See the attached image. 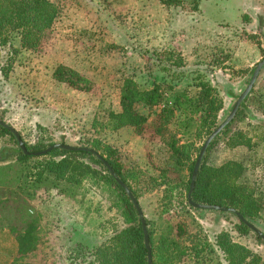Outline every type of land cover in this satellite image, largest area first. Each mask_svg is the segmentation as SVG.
<instances>
[{"label":"rangeland","instance_id":"obj_1","mask_svg":"<svg viewBox=\"0 0 264 264\" xmlns=\"http://www.w3.org/2000/svg\"><path fill=\"white\" fill-rule=\"evenodd\" d=\"M50 1L58 6L59 16L40 51L22 52L7 76L0 73V121L28 146L64 143L77 147L98 137L116 150L124 173L137 165L151 177L158 175L149 157L157 155V147L143 142L132 128L91 130L94 121L106 123L108 111L120 110L125 79L132 78L141 90L158 83L170 101L187 84L173 82L178 73L188 76V81L198 74L222 99L220 125L256 64L264 59V0H200L196 11L189 0L182 7H167L156 0ZM58 65L80 72L94 83L93 90L82 93L53 80ZM263 101L264 66L241 115L206 153L208 166H219L242 152L228 148L232 133L244 130L247 123L264 127L263 119L253 114ZM159 110L136 105L138 113L151 117ZM180 119L177 112L172 130ZM200 143L197 140L196 146ZM3 145L13 146L14 141L0 131V148ZM7 165L14 167L0 186V201L4 200L0 205V264L15 259L16 236L24 232L26 222L37 225L38 251L29 262L38 264H88L92 257L86 248L98 246L125 227L110 206L107 191L83 183L74 198L58 196L37 187L13 162L0 163V167ZM256 168L243 177L263 198L254 227L264 235V164ZM159 200L156 189L139 198L138 205L150 225L164 221L182 224L189 234L206 237L212 246L226 232L264 262V243L252 232L242 235L236 216L195 212L176 197L171 210L160 215ZM214 251L211 261L224 264L222 253L216 247Z\"/></svg>","mask_w":264,"mask_h":264},{"label":"trees","instance_id":"obj_2","mask_svg":"<svg viewBox=\"0 0 264 264\" xmlns=\"http://www.w3.org/2000/svg\"><path fill=\"white\" fill-rule=\"evenodd\" d=\"M156 1L167 7H182L185 3V0ZM199 2L200 0H189L192 11L198 9ZM58 16L59 8L50 0H0L2 75L9 74L22 52L40 51ZM187 77L179 73L174 77V83L187 81V84L182 90L174 92L170 101L166 99L158 83L151 89L141 90L132 78H127L120 90V110L108 111L105 124L94 121L91 125V130L106 129L110 132L130 127L143 142L156 146L157 155L149 156L158 173L156 177L149 176L137 165L124 173L116 150L102 143L98 137L90 143L83 142L77 146L99 153L128 187L136 201L150 189H156L160 195L158 203L160 215L171 210L174 197L179 198L181 203L183 201L191 210L200 211L188 205L187 193L200 149L205 139L219 126L218 114L223 107L217 90L205 78L197 74L194 79L188 81ZM52 78L82 93H90L94 88L92 81L65 65H58L53 71ZM170 87L169 85L168 90L172 92ZM249 94L239 106L232 121L212 139L206 149L196 175L191 200L195 204L234 209L247 222L254 225L262 211L263 198L258 189L248 184L243 176L264 164V127L245 124L244 130H248L247 132L240 130L227 138L229 149L242 147V152L235 159L227 160L219 166L210 167L206 164V153L214 145L215 139L225 134L239 118ZM136 105L148 109L160 107V110L151 117L149 114L138 113ZM259 106L264 115V101ZM177 112L181 119L172 130L171 125L176 119ZM0 131L8 134L14 141L13 146L3 145L0 148V163L13 162L33 178L37 187L52 190L56 195L68 198H74L83 183L97 187L104 193L108 192L110 206L117 210L125 227L98 246L87 247L86 250H89L87 252L92 257L88 264H147V250L138 214L123 189L116 184L94 155L85 151L55 149L45 156H37L36 153L55 144L38 143L28 146L23 142L27 152L25 154L19 149L10 131L2 126ZM247 134L251 135L248 137ZM197 140L199 143L201 141L198 147ZM256 157L257 162L254 161ZM13 167L11 165L0 167V186H3L4 177ZM3 201H0V205ZM25 214L28 216V213ZM144 220L152 264H220L211 261V256L215 252L214 247L222 253L224 264H264L260 256L234 242L226 232L220 233L216 237L215 245L212 246L206 237L189 234L182 224L164 221L159 226H154L150 225L145 217ZM239 228L242 235L252 232L259 242L264 243L241 222ZM36 232L37 225L33 221L26 222L24 232L16 236L17 254L11 264H38L29 262L38 251Z\"/></svg>","mask_w":264,"mask_h":264},{"label":"water","instance_id":"obj_3","mask_svg":"<svg viewBox=\"0 0 264 264\" xmlns=\"http://www.w3.org/2000/svg\"><path fill=\"white\" fill-rule=\"evenodd\" d=\"M264 66V59H262L261 61H259L253 72L251 75V79L249 80L247 86L245 87V89L243 90V92L238 96L236 102L234 103L231 112L229 113V115L227 116V118L217 127V129H215L208 138L205 139V142L203 143L200 152L198 154L197 160L195 162L194 168H193V172H192V176H191V181H190V186H189V191L187 193V203L188 205H190L191 207L195 208V209H199V210H205V211H217V212H224V213H228V214H233L237 217V219L239 220V222H241L242 224L246 225L249 229H251L256 235H258L263 241H264V235L254 227V225H252L251 223L247 222L244 217L236 210L234 209H230V208H224V207H219V206H212V205H200V204H195L192 202L191 200V193L194 187V183H195V179H196V175L200 166V163L202 161V158L204 156V153L206 151V149L208 148V146L210 145V143L213 141L212 139L215 138L224 128L226 125H228V123L230 121H232V119L234 118V116L236 115V112L239 108V106L241 105V103L245 100V98L247 97V95L249 94V92L251 91V89L253 88V85L258 77L259 72L261 71L262 67ZM0 126H2L3 128L7 129L8 132L10 131V133L13 135V137L15 138L19 149L23 152V153H27L25 147L23 146V142L20 139L18 133L13 130L11 127H8V125L4 124L3 122L0 121ZM55 149H63L66 151H85V152H89L92 155H94L101 163L102 165L106 168V170L108 171V173L110 174V176L113 178V180L116 182L117 185H119L123 191L125 192L126 196L128 197V199L130 200V202L133 204L137 214H138V218L139 221L141 223V228L143 231V235H144V245L145 248L147 250V264H152V255H151V248L149 246V241H148V235H147V229H146V225H145V220H144V216L142 213V210L140 208V206L138 205V201H136L135 197L132 195L131 191L128 189V187L116 176L114 170L112 169V167H110V165L100 156L99 153H97L96 151L89 149V148H84V147H73V146H69V145H63V144H55L50 146L49 148L45 149L42 152L36 153L35 155L37 156H44L47 153H49L52 150Z\"/></svg>","mask_w":264,"mask_h":264},{"label":"crops","instance_id":"obj_4","mask_svg":"<svg viewBox=\"0 0 264 264\" xmlns=\"http://www.w3.org/2000/svg\"><path fill=\"white\" fill-rule=\"evenodd\" d=\"M258 110V112H253V114L257 117L258 116V118L259 119H263V121H264V115L260 112V110L259 109H257ZM249 135H251V134H247V136L249 137ZM237 149H239V150H242V147H238Z\"/></svg>","mask_w":264,"mask_h":264}]
</instances>
